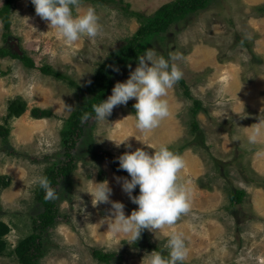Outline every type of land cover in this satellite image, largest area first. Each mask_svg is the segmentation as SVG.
Returning <instances> with one entry per match:
<instances>
[{"label":"rangeland","instance_id":"rangeland-1","mask_svg":"<svg viewBox=\"0 0 264 264\" xmlns=\"http://www.w3.org/2000/svg\"><path fill=\"white\" fill-rule=\"evenodd\" d=\"M172 1L80 0L73 14L93 7L102 30L95 38L82 36L72 43L36 14L31 0H14L8 36L0 19V48L16 44L35 64L27 67L18 58L0 56V124L9 128L6 142L0 136V176L10 180L7 187L0 183V221L9 227L2 237L6 254L0 264H20L13 248L32 232L33 220L44 210L33 180L52 162L62 165L67 160L61 130L71 112L90 97L85 87L96 69L137 35L144 18ZM162 36L145 51L166 59L180 56L171 62L181 69L184 85L179 80L168 90L170 115L156 129L141 131L129 105L135 100L130 99L113 108L107 121L95 116L87 120L85 135L73 149V170L55 185L54 222L42 234L45 253L40 264H142L147 253L165 249L176 232L185 237L184 264H264V136L255 144L247 142L250 128L264 125V0H211L174 21ZM45 64L67 78L42 73L39 68ZM137 64L128 63L115 73L112 88ZM16 98L25 101L26 109L7 118L8 102ZM195 101L199 108L193 115ZM35 107L52 114L35 118ZM125 137L130 147H117L114 142ZM162 144L172 151L181 148L185 167L178 179L190 189V211L174 225L143 230L129 244L123 234L110 230L111 203L94 206L86 191L92 182L107 180L110 201L121 202L125 215L130 214L138 206L122 190L123 177L112 169V158L118 161L136 148L151 154ZM238 188L244 197L233 205L229 192ZM93 250L113 257L108 263L99 261Z\"/></svg>","mask_w":264,"mask_h":264},{"label":"clouds","instance_id":"clouds-1","mask_svg":"<svg viewBox=\"0 0 264 264\" xmlns=\"http://www.w3.org/2000/svg\"><path fill=\"white\" fill-rule=\"evenodd\" d=\"M36 14L55 28L68 43L79 40L82 36L95 38L102 26L93 7H88L80 14H73L80 0H31ZM180 56H156L154 50H147L137 58L138 64L130 71L128 78L117 82L111 94L105 100L93 105L95 119L107 121L113 108L126 105L134 99L135 126L141 131L153 130L170 115V108L165 97L168 90L182 78L181 69L171 61ZM114 71L118 69L114 68ZM91 113H85L82 120H88ZM264 136V125L250 128L247 142L257 143ZM129 137V136H128ZM128 137L114 142L117 147L126 144ZM126 147L130 145L126 144ZM120 169L126 171L130 179L123 178L121 187L130 200L138 207L125 215L124 205L110 201L112 189L107 180L92 182L86 191L95 206L111 203V232L123 234L129 244L135 243L143 230L157 231L165 226L174 225L178 219L190 211V189L179 182L178 174L185 167L182 156L162 144L151 154L142 148L122 153L119 158ZM45 192L44 199H57L56 191L50 186L47 176L41 175L33 180ZM139 187V193L132 195ZM94 201V203H93ZM185 237L182 233H172L165 249L153 250L142 259V264H184L187 257Z\"/></svg>","mask_w":264,"mask_h":264},{"label":"trees","instance_id":"trees-1","mask_svg":"<svg viewBox=\"0 0 264 264\" xmlns=\"http://www.w3.org/2000/svg\"><path fill=\"white\" fill-rule=\"evenodd\" d=\"M91 2H104L106 0H88ZM211 0H174L164 4L162 7L156 10V12L147 18L142 17L140 14L133 12L140 19L144 18L145 24L140 26L139 32L132 39L128 40L126 44H123L118 48L117 51H112L109 53L108 57L100 63L96 69L93 80L90 84L85 87V91L90 93V97L85 98L80 105L71 112L70 116L65 121L64 127L61 130L64 150L63 154L67 160L62 164L58 165V162L54 161L51 163L50 167H47L44 171V176H47L50 181V186L55 190V185L60 178H65L73 170V160L75 154L73 149L77 146V140L85 135V127L87 120H82V116L85 113H91V117L95 116L93 112V105L98 104L101 100H104L105 96L112 89V77L115 73H118L123 69L126 64L131 62H137V58L143 55L146 47L152 43H156L163 36L164 31L167 27L174 21H177L183 15L196 11L199 8L207 6ZM14 0H4L2 7H0V19L5 28L4 34L8 36L9 32V18L8 14ZM0 56H10L12 58L20 59L24 65L27 67H35L33 60L25 54H18L14 51L13 47H3L0 48ZM116 68L118 71H114ZM40 71L46 75H51L55 78L64 79L67 76L55 69L50 65H42ZM180 82L184 85L183 80ZM71 84H75L72 80ZM186 88V86H185ZM185 95H189L187 89L184 90ZM134 103H130V108L135 112L133 108ZM199 108L198 101H195L192 107V114L194 115ZM26 109V103L24 100L19 98L10 100L7 106V118L18 117ZM31 114L35 118H43L51 116V111L49 109H43L35 107L31 109ZM90 117V118H91ZM6 118V119H7ZM193 128H197V122H192ZM9 134V128L4 124H0V136L4 142H6ZM87 150L92 153V156H96L94 150L88 146ZM181 148L175 150L178 153ZM76 157V156H75ZM112 169L120 173L123 178L130 179L128 173L119 167V162L112 158ZM102 179V176L100 177ZM2 182V187H7L10 184L9 177L0 176V183ZM56 191V190H55ZM139 193V187L133 191L132 195L135 196ZM45 192L42 188L37 187L36 199L40 202L44 210L38 215V218L33 220L32 232H30L26 237L20 239L17 245L13 248V253L16 255L17 260L20 264H40L39 259L44 255L45 248L42 245L41 240H43V232L53 224L55 216V201L45 200ZM244 197V190L233 189L229 192L230 202L235 205L242 202ZM9 231L8 225L0 221V256L6 254V242L2 238ZM143 232V231H142ZM149 247L154 249V246L149 245ZM92 256L99 261L109 262L113 257V253H106L101 250H93Z\"/></svg>","mask_w":264,"mask_h":264},{"label":"water","instance_id":"water-1","mask_svg":"<svg viewBox=\"0 0 264 264\" xmlns=\"http://www.w3.org/2000/svg\"><path fill=\"white\" fill-rule=\"evenodd\" d=\"M13 47H14L15 52H17L18 54L21 55V51H20L19 47L16 44Z\"/></svg>","mask_w":264,"mask_h":264},{"label":"flooded vegetation","instance_id":"flooded-vegetation-1","mask_svg":"<svg viewBox=\"0 0 264 264\" xmlns=\"http://www.w3.org/2000/svg\"><path fill=\"white\" fill-rule=\"evenodd\" d=\"M13 45V42H10ZM14 46V45H13Z\"/></svg>","mask_w":264,"mask_h":264}]
</instances>
